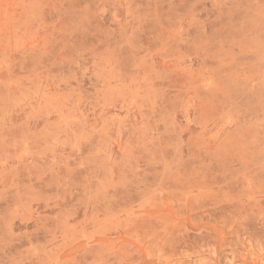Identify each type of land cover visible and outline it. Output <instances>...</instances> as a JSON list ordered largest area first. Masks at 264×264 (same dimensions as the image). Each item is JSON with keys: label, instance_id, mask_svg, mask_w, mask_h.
I'll list each match as a JSON object with an SVG mask.
<instances>
[{"label": "rangeland", "instance_id": "obj_1", "mask_svg": "<svg viewBox=\"0 0 264 264\" xmlns=\"http://www.w3.org/2000/svg\"><path fill=\"white\" fill-rule=\"evenodd\" d=\"M0 264H264V0H0Z\"/></svg>", "mask_w": 264, "mask_h": 264}]
</instances>
